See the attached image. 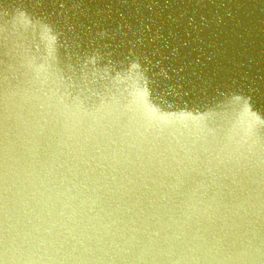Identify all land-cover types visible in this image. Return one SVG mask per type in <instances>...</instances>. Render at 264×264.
<instances>
[{"label":"water","instance_id":"1","mask_svg":"<svg viewBox=\"0 0 264 264\" xmlns=\"http://www.w3.org/2000/svg\"><path fill=\"white\" fill-rule=\"evenodd\" d=\"M0 264H264V0H0Z\"/></svg>","mask_w":264,"mask_h":264}]
</instances>
